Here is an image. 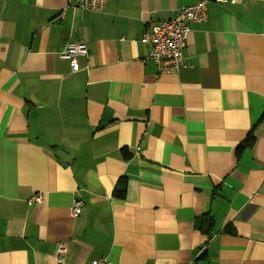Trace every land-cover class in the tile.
<instances>
[{
	"label": "crops",
	"instance_id": "crops-1",
	"mask_svg": "<svg viewBox=\"0 0 264 264\" xmlns=\"http://www.w3.org/2000/svg\"><path fill=\"white\" fill-rule=\"evenodd\" d=\"M104 1L0 0V264H264V0H208L176 74L141 35L203 0Z\"/></svg>",
	"mask_w": 264,
	"mask_h": 264
},
{
	"label": "built area",
	"instance_id": "built-area-1",
	"mask_svg": "<svg viewBox=\"0 0 264 264\" xmlns=\"http://www.w3.org/2000/svg\"><path fill=\"white\" fill-rule=\"evenodd\" d=\"M207 1L203 0L182 8L172 18L144 29L140 41L149 47V57L156 64L159 74H176L181 69L187 68L183 50L186 47L190 32L189 24L202 23L207 20ZM214 1L223 4H233L236 0ZM67 2L70 6L90 12H100L105 6L104 0H67ZM86 54L85 44L77 42L68 44L59 54V58L67 60L71 73H76L78 71V57ZM29 201L40 204L42 203V197L37 194L30 198ZM81 207L82 201H75L71 208L72 215L77 216L80 214ZM64 252V249L58 248L55 255L56 264H62L60 255ZM92 264H108V262L106 258H101L93 261Z\"/></svg>",
	"mask_w": 264,
	"mask_h": 264
},
{
	"label": "trees",
	"instance_id": "trees-1",
	"mask_svg": "<svg viewBox=\"0 0 264 264\" xmlns=\"http://www.w3.org/2000/svg\"><path fill=\"white\" fill-rule=\"evenodd\" d=\"M254 136H253V132H249L246 136V138L243 141V145L245 146H252L254 143ZM202 220L200 221L199 225V229H201V231H203L205 234L209 235L211 227L213 225V218L211 216H207V215H203ZM204 223H207L208 225L204 226Z\"/></svg>",
	"mask_w": 264,
	"mask_h": 264
}]
</instances>
